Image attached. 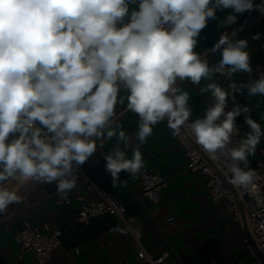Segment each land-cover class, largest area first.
Instances as JSON below:
<instances>
[{"label": "clouds", "instance_id": "obj_1", "mask_svg": "<svg viewBox=\"0 0 264 264\" xmlns=\"http://www.w3.org/2000/svg\"><path fill=\"white\" fill-rule=\"evenodd\" d=\"M252 11L264 15V0H0V214L22 203L21 189L32 183L71 192L80 166L107 140H116L104 154L113 186L121 172L140 173L142 153L116 121L117 105L139 117V144L166 120L174 136L183 130L212 160L224 157L229 182L264 205L248 168L264 127L236 100L245 92L264 96V71L231 83V91L205 84L200 92L212 102L191 122L189 92L178 87L253 72L249 41L235 39V29L196 51L210 20L230 27ZM219 12L227 15L220 19ZM213 53L219 58L210 63ZM241 115L249 131L230 146Z\"/></svg>", "mask_w": 264, "mask_h": 264}, {"label": "crops", "instance_id": "obj_2", "mask_svg": "<svg viewBox=\"0 0 264 264\" xmlns=\"http://www.w3.org/2000/svg\"><path fill=\"white\" fill-rule=\"evenodd\" d=\"M256 3H260V0H256ZM256 13L257 11L245 12L230 27H220L217 20H210L201 32L196 51L203 54L210 50L222 32H231L241 25L246 16ZM225 15L226 12L218 13L220 19ZM257 32L261 33V39L253 40L252 36ZM234 38L248 39L247 51L253 72L236 73L231 79L217 74L202 80L200 86H193L190 81L179 82L178 87L189 92V105L194 117L200 116L205 111L206 104L210 105L212 102L210 93L200 92L205 84L215 82L231 91V83H246L264 71V22L242 31ZM207 58L210 63H215L219 57L213 53ZM236 100L247 105L250 109L249 115L264 127V96L248 97L245 92L243 95L236 94ZM120 106L124 105H117ZM228 107H232L231 101ZM138 121L136 114L128 112L117 122L132 137V146L139 147L144 162L142 169L146 168L169 178V187L162 193L161 200L153 203L141 196L142 169L134 177L121 172V182L113 186L112 177L105 170L104 159L101 167L91 173V177L100 188L122 201L128 215L139 221L144 248L154 257L165 254L166 260L162 264L250 263L251 253L244 243L247 234L245 223L235 221L223 208H217L212 203L202 175L188 171L185 149L178 137L167 127V122L162 121L155 125L152 135L144 144H139L133 135ZM243 121V115L237 117L242 138L249 131ZM115 144V139L107 140L103 147L98 148L103 158ZM262 150L264 137L255 153L248 157V168L256 173L259 171V160L263 158ZM126 151L130 159L132 151ZM21 190L27 195L26 200L10 205L6 213L0 214V218L6 219L21 211L36 226L50 223L54 229L61 230L62 243L54 250L52 261L48 264H118L135 259L139 245L118 216L108 214L92 219L89 224L79 223L77 218L80 204L75 199L68 206L58 205L52 200L58 194L55 183L46 185L36 182ZM98 197L91 196L93 199ZM170 217H173L172 221H169ZM22 226V221L15 219L10 230L0 232V264H38L34 253L19 257L20 248L14 237Z\"/></svg>", "mask_w": 264, "mask_h": 264}, {"label": "built area", "instance_id": "obj_3", "mask_svg": "<svg viewBox=\"0 0 264 264\" xmlns=\"http://www.w3.org/2000/svg\"><path fill=\"white\" fill-rule=\"evenodd\" d=\"M264 15L256 13L253 16H246L237 30V35L253 26L262 25ZM234 30V29H233ZM232 32V31H231ZM179 85V82H178ZM209 104H206V108ZM126 105L117 107L115 119L118 121L128 111ZM204 112L194 117L190 116V122L202 118ZM166 121V120H165ZM167 122V121H166ZM179 142L185 149L187 158V169L193 173H200L205 180L212 203L217 208H223L237 222L245 221L247 234L244 243L251 253L252 261L248 264H264V205L257 204L256 199L245 190L233 186L229 182L230 173L226 175L225 158L219 157L212 160L207 153L195 142L194 138L183 132L177 136ZM242 139L241 133L232 138V145L235 146ZM262 159L259 160V171L257 174V194L264 198V150L261 151ZM104 162L103 156L97 150L77 171V186L66 195L56 194L52 200L58 205H70L75 199L80 204L78 222L89 224L92 219L103 215H116L129 229L133 239L138 243L139 248L134 260L120 262L118 264H162L166 255L154 257L141 243L142 235L139 221L130 217L127 208L119 199L113 198L105 189L100 188L91 173L101 167ZM170 180L160 173H153L143 168L140 174L141 196L153 203L162 198V193L169 187ZM21 195H27L21 190ZM98 195L97 199L91 198ZM23 200V201H24ZM15 219H20L22 228L15 234V241L20 248L19 257L26 253H34L38 264H48L52 261L53 252L62 241V231L54 229L50 223L36 226L31 223L24 212L10 216L6 219L0 218V232L10 230ZM173 217L169 218L172 221ZM79 253V251H77ZM226 264H234L228 262ZM242 264V262H239Z\"/></svg>", "mask_w": 264, "mask_h": 264}, {"label": "water", "instance_id": "obj_4", "mask_svg": "<svg viewBox=\"0 0 264 264\" xmlns=\"http://www.w3.org/2000/svg\"><path fill=\"white\" fill-rule=\"evenodd\" d=\"M243 222L245 223V221L243 220ZM246 230H247V227H246Z\"/></svg>", "mask_w": 264, "mask_h": 264}]
</instances>
